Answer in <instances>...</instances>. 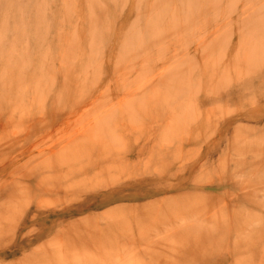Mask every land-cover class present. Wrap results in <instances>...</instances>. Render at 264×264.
<instances>
[{"label":"rangeland","instance_id":"1","mask_svg":"<svg viewBox=\"0 0 264 264\" xmlns=\"http://www.w3.org/2000/svg\"><path fill=\"white\" fill-rule=\"evenodd\" d=\"M0 264H264V0H0Z\"/></svg>","mask_w":264,"mask_h":264}]
</instances>
